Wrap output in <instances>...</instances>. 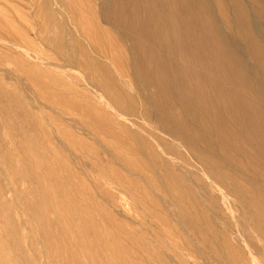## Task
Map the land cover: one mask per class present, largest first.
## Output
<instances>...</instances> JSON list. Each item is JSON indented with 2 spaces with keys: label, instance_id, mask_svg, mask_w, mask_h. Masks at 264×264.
Instances as JSON below:
<instances>
[{
  "label": "rangeland",
  "instance_id": "1",
  "mask_svg": "<svg viewBox=\"0 0 264 264\" xmlns=\"http://www.w3.org/2000/svg\"><path fill=\"white\" fill-rule=\"evenodd\" d=\"M70 1L72 0H0V20L2 16H8L7 20L5 17L2 19L0 28H10L9 31V28H2L8 34L0 30V249H4L3 252L0 250V264H106L107 261L108 264H115L118 254L128 260L129 264H229L228 259L231 257L236 264H245L246 261V264L264 263V250L254 251L264 248L262 223L255 212L257 206L264 211V147L258 139V136L264 138V0H195L194 4L191 2L193 0H86L83 5L80 0H73V3ZM79 8L81 9L78 10ZM81 10L84 12L81 13ZM3 11L7 14L3 15ZM80 18H83L82 21ZM87 18L90 20L87 21ZM89 26L92 27L88 29L91 34L85 30ZM12 33L14 37L10 36ZM104 33L107 36L105 38L102 37ZM81 35L86 42L79 37ZM9 37L14 38L13 41ZM90 37L95 38L94 43L98 41V45H91L93 39ZM15 38H18L17 42L14 41ZM21 38L31 39L32 43ZM26 41L32 46L28 48V43L25 46L23 43ZM123 41L125 44L122 45ZM110 42L117 46L113 47ZM216 44L219 49L221 44L228 46L229 54L222 53ZM32 47H36V50ZM255 47L259 48V54ZM113 48L115 51L117 48L118 56L114 51L110 54ZM123 50L127 51L124 53L126 56L122 55ZM68 53L71 55L68 56ZM113 53L114 56H111ZM105 57L107 60H104ZM110 59L113 62L117 60L116 63L120 65L113 63V66ZM98 61L104 65L103 68L98 65ZM121 66L124 68L120 69ZM125 67H129L130 72ZM117 70H122L118 73L119 76L116 74ZM124 73L129 76L131 74V77L126 75L127 78ZM130 78L133 84L130 83ZM163 79L165 83L161 81ZM185 82L188 83L187 87ZM220 87L229 92L224 100L216 93ZM182 95L205 118L207 115L204 110L201 111V107L215 106L226 129L222 131L227 141L228 150L227 153L224 152L225 155L218 148L215 150L214 135L205 133L197 123L195 125L192 116L182 115V104L179 100ZM237 104H246L252 108L253 116L249 115V119L253 120V124H260H254L256 134L248 132L244 116L235 114L238 123L232 121L230 110ZM93 112L95 115L91 116ZM173 117L181 118L185 123L179 125L172 120ZM128 119H131V123ZM99 124L106 127V130H114L113 133L117 132V135H130L127 144H122L116 135L105 136V129ZM182 134H185L184 138L180 136ZM255 135H258V142ZM140 136L144 139L142 137L143 140H140ZM188 144L193 145L194 149L191 145V148L187 147ZM231 152L235 156L229 155ZM242 158L244 160L240 162ZM234 161L239 163L240 169L233 167ZM205 162L213 164V167L206 166ZM232 178H237L236 182ZM59 183L65 184L70 192L66 193L69 196L67 200H76L81 206H87L93 215L88 223L83 220L81 228L76 226L67 230L69 224L64 220L54 224V221H59L58 215L50 211L48 215L45 214L47 196L55 201L60 198ZM231 210L233 211L230 212ZM201 216L205 218L202 219ZM51 221L53 224L49 225ZM48 229L52 235L47 236ZM96 229L100 232V239L97 236V239L91 237ZM82 237H91L94 245L98 244V249L85 251L78 248L77 246H81L79 243L82 242ZM16 242L18 245H15ZM105 242H109L110 246ZM108 255H113L114 260L110 261ZM261 258L262 262L257 260Z\"/></svg>",
  "mask_w": 264,
  "mask_h": 264
},
{
  "label": "bare ground",
  "instance_id": "2",
  "mask_svg": "<svg viewBox=\"0 0 264 264\" xmlns=\"http://www.w3.org/2000/svg\"><path fill=\"white\" fill-rule=\"evenodd\" d=\"M5 1V0H4ZM7 1V0H6ZM50 1V0H49ZM56 1V0H55ZM69 1V0H68ZM73 1V0H72ZM72 1H70V2H72ZM78 1V0H77ZM82 1V4L81 5H83V3L84 2H86V0L84 1V0H80L79 2H81ZM106 1V0H105ZM163 1V0H162ZM194 1L195 0H193V1H191L192 2V4H194ZM52 2V1H51ZM73 2H75V0L73 1ZM72 2V3H73ZM117 2V1H116ZM234 2V1H233ZM53 3H55V2H53ZM57 3V2H56ZM59 3V2H58ZM240 3V2H239ZM6 4V3H5ZM41 4L42 3H40V6H41ZM50 4V3H49ZM52 4V3H51ZM70 4V3H69ZM92 4V3H91ZM105 4H107V3H105ZM110 4V3H109ZM163 4V3H162ZM191 4V3H190ZM48 5V4H47ZM75 5V4H74ZM76 5H77V3H76ZM80 5V4H79ZM86 4H84V6H85ZM88 5V4H87ZM86 5V6H87ZM235 5V4H234ZM240 5H242V4H240ZM262 5V4H261ZM6 6H7V4H6ZM39 6V7H40ZM64 6V5H63ZM83 6V7H84ZM93 6V5H92ZM164 6V5H163ZM163 6H162V8H163ZM171 6V5H170ZM243 6V5H242ZM70 7V6H69ZM82 7V6H81ZM94 7V6H93ZM147 7V6H146ZM195 7V6H194ZM5 8V7H4ZM60 8H62V7H60ZM77 8V7H76ZM132 8V7H131ZM140 8V7H139ZM165 8V7H164ZM237 8V7H236ZM6 9V8H5ZM11 9V8H10ZM71 9V8H70ZM81 8H79L78 10H80ZM120 9V8H119ZM194 9H196V8H194ZM92 10V9H91ZM100 10V9H99ZM104 10V9H103ZM136 10V9H135ZM151 10V9H150ZM180 10V9H179ZM197 10V9H196ZM195 10V11H196ZM240 10V9H239ZM5 11H8V10H5ZM5 11H3L4 13H2L3 15L4 14H7V13H5ZM11 11V10H10ZM38 11H39V9H38ZM82 11L83 10H81V13H82ZM93 11H96V10H93ZM141 11V10H140ZM144 11V10H143ZM173 11V10H172ZM242 11V10H241ZM0 12H1V9H0ZM18 12V11H17ZM54 12V11H53ZM64 12V11H63ZM84 12V11H83ZM90 12V11H89ZM150 12V11H149ZM160 12H161V10H160ZM159 12V13H160ZM166 12H168V11H166ZM244 12V11H243ZM39 13V12H38ZM86 13V12H85ZM91 13V12H90ZM96 13V12H95ZM163 13H164V11H163ZM174 13H175V11H174ZM238 13V12H237ZM43 14V13H42ZM53 14V13H52ZM67 14V13H66ZM79 14V13H78ZM93 14V13H92ZM96 14H98V13H96ZM138 14V13H137ZM151 14V13H150ZM183 14V13H182ZM188 14V13H187ZM240 14V13H239ZM83 15V14H82ZM121 15V14H120ZM128 14H126V16H127ZM130 15H131V13H130ZM148 15H149V13H148ZM207 15V14H206ZM244 15V14H243ZM1 16V15H0ZM40 16V15H39ZM56 16H57V14H56ZM86 16V15H85ZM88 16V15H87ZM97 16H99V14L97 15ZM103 16V15H102ZM135 16V15H134ZM240 16H241V14H240ZM8 18V16H2L1 18L3 19V18ZM50 17V16H49ZM89 17V16H88ZM100 17V16H99ZM133 17V16H132ZM131 17V18H132ZM142 17V16H141ZM4 18V19H5ZM7 18H6V20H7ZM42 18H43V16H42ZM56 18V17H55ZM66 18H67V16H66ZM68 18H69V16H68ZM77 18H79V17H77ZM83 18H84V16H83ZM82 18V19H83ZM94 18V17H93ZM102 18H104V17H102ZM138 18V17H137ZM164 18H165V16H164ZM172 18V17H171ZM244 18V17H243ZM2 19L0 20V24L2 25V23H1V21H2ZM82 19L80 18V20L82 21ZM85 19V18H84ZM88 19V18H87ZM97 19V18H96ZM160 19V21H161V18H159ZM167 19V18H166ZM177 19H178V17H177ZM208 19V18H207ZM8 20H10V19H8ZM71 20V19H70ZM78 21H79V19H77ZM90 19H88L87 21H89ZM101 20V19H100ZM104 20V19H103ZM114 20V19H113ZM5 21V20H4ZM46 21V20H45ZM86 21V20H85ZM86 21V22H87ZM96 21V20H95ZM102 21V20H101ZM106 21V20H105ZM196 21V20H195ZM211 21V20H210ZM252 21V20H251ZM11 22H13V21H11ZM21 22V21H20ZM42 22H44V21H42ZM103 22V21H102ZM108 22V21H107ZM112 22V21H111ZM167 22V21H166ZM172 22V21H171ZM246 22V21H245ZM59 23V22H58ZM105 23V22H104ZM114 23V22H113ZM138 23V22H137ZM140 23V22H139ZM152 23V22H151ZM176 23V22H175ZM6 24V23H5ZM9 26H10V24H9V22L7 23ZM14 24V22L13 23H11V25H13ZM21 24V23H20ZM73 24H74V21H73ZM81 24H83L82 22H81ZM166 24H169V23H166ZM201 24V23H200ZM203 24V23H202ZM4 25V24H3ZM16 25V24H15ZM22 25V24H21ZM93 25V24H92ZM91 25V26H92ZM98 25V24H97ZM109 25V24H108ZM107 25V26H108ZM141 25V24H140ZM140 25L138 26V27H140ZM244 25V24H243ZM250 25H251V23H250ZM6 26V25H5ZM14 26V25H13ZM46 26V25H45ZM48 26H50V25H48ZM79 26H82V25H79ZM93 26H95V25H93ZM106 26V25H105ZM133 26V25H132ZM198 26V25H197ZM2 27V26H1ZM11 27V26H10ZM42 27H43V24H42ZM83 27V26H82ZM97 27V26H96ZM246 27V26H245ZM2 28H5L4 26L2 27ZM2 28H0V30H2ZM9 27H7V28H5V29H8ZM47 28V27H46ZM89 28H92V27H88V28H85V30L87 29H89ZM98 28H99V26H98ZM113 28H115V27H113ZM118 28V27H117ZM13 29H16L15 27L13 28ZM95 29V27H93V30ZM107 29V28H106ZM106 29H104V30H106ZM122 29V28H121ZM175 29V28H174ZM181 29V28H180ZM217 29V28H216ZM4 30V29H3ZM3 30H2V32H3ZM10 30V28L8 29V31ZM20 30V29H19ZM45 30V29H44ZM47 30V29H46ZM84 30V29H83ZM92 30V31H93ZM108 30V29H107ZM113 30V29H112ZM112 30H111V33H113L112 32ZM250 30V29H249ZM5 31V30H4ZM8 31L6 30L5 31V33H7L8 34ZM12 31H14V30H12ZM17 31V30H16ZM79 31V30H78ZM88 31H90V34H91V30H88ZM87 31V32H88ZM99 31V30H98ZM110 31V30H109ZM133 31V30H132ZM180 31V30H179ZM215 31V30H214ZM237 31H238V28H237ZM46 32V31H45ZM68 32H69V30H68ZM84 32H86V31H84ZM95 32H97V30L95 31ZM99 32H101V31H99ZM104 32V31H103ZM115 32V31H114ZM122 32V31H121ZM134 32V31H133ZM167 32V31H166ZM193 32V31H192ZM18 34H20V32H17ZM21 33H22V31H21ZM47 33V32H46ZM45 33V35H47ZM78 33V32H77ZM120 33V32H119ZM135 33V32H134ZM172 33H174V32H172ZM240 33H241V30H240ZM42 34V33H41ZM72 34V33H71ZM93 34H95V33H93ZM122 34V33H121ZM132 34V33H131ZM181 34V33H180ZM183 34V33H182ZM193 34V33H192ZM13 35V37H14V34L12 33V34H10V36H12ZM17 35V34H16ZM21 36L22 35H24V34H20ZM19 35V36H20ZM66 35V34H65ZM75 35V34H74ZM78 35H80L79 33H78ZM102 35V34H101ZM103 35H105V33L103 34ZM102 35V37H107L106 35L105 36H103ZM124 35V34H123ZM122 35V36H123ZM148 35V34H147ZM214 35V34H213ZM241 35H243V34H241ZM248 35V34H247ZM252 35V34H251ZM18 36V37H19ZM20 36V37H21ZM85 36V35H84ZM90 36H93V35H90ZM115 36V35H114ZM113 36V37H114ZM117 36V35H116ZM120 36V35H119ZM193 36V35H192ZM19 37V38H20ZM23 37H25V35L23 36ZM79 37H82V35L81 36H79ZM94 37H95V35H94ZM138 37V36H137ZM142 37V36H141ZM140 37V38H141ZM161 37V36H160ZM159 37V38H160ZM194 37V36H193ZM242 37H244V36H242ZM252 37V36H251ZM29 38V37H28ZM39 38V37H38ZM65 38H66V36H65ZM77 38V37H76ZM83 38V37H82ZM91 38V37H90ZM118 38V37H117ZM130 38V37H129ZM132 38H133V36H132ZM182 38V37H181ZM208 38V37H207ZM211 38H212V36H211ZM9 39H11V41H13V39L12 38H10L9 37ZM8 39V40H9ZM18 39V38H17ZM16 38H15V42H17L18 40H17ZM22 40H25V39H27V38H25V39H23V38H21ZM20 39V40H21ZM52 39V38H51ZM55 39V38H54ZM69 39H70V36H69ZM93 38H91V40H92ZM95 39V38H94ZM94 39H93V43H94ZM101 38H99V40H100ZM108 39V38H107ZM111 39H113L112 37H111ZM111 39H108L109 41H111ZM118 39H120V38H118ZM118 39H116V40H118ZM124 38H122V40H123ZM213 39V38H212ZM7 40V39H6ZM31 40V39H30ZM29 39H27V41H29L30 43H32V41H30ZM39 40H40V38H39ZM82 40H84L85 42H86V40H85V37L82 39ZM107 40V41H108ZM115 40V39H114ZM152 40V39H151ZM153 40H155V39H153ZM159 40V39H158ZM158 40H156V41H158ZM26 41V43H23V44H25V46L27 45V43H28V48H29V46H32L29 42H27ZM42 41V40H41ZM57 41V40H56ZM63 41H64V39H63ZM90 41V40H89ZM95 41H97V40H95ZM102 43H103V40H100ZM108 41V42H109ZM113 41V40H112ZM209 41V40H208ZM207 41V42H208ZM212 41V40H211ZM259 41V40H258ZM257 41V42H258ZM23 42V41H22ZM40 42V41H39ZM43 42V41H42ZM46 42H47V39H46ZM120 42V41H119ZM131 42V41H130ZM195 42V41H194ZM215 42V41H214ZM19 43H20V41H19ZM87 43H88V41H87ZM91 44V45H95L96 46V44L98 43V41H97V43L95 42L94 44ZM102 43H101V45H102ZM123 43H124V41L121 43L122 45H123ZM142 43V42H141ZM158 43H159V41H158ZM158 43H157V45H158ZM217 43V42H216ZM254 43H256V41L254 42ZM260 43V42H259ZM12 44V43H11ZM18 44V43H17ZM21 44V43H20ZM30 44V45H29ZM60 44V43H59ZM70 44V43H69ZM89 44V43H88ZM100 44V43H99ZM107 45H109L108 43H106ZM110 44H111V42H110ZM125 44V43H124ZM188 44V43H187ZM212 44H214V43H212ZM98 45V44H97ZM111 45H113V47L114 46H117V45H115V44H111ZM111 45H109L110 46V48L112 47ZM120 45V44H119ZM128 45V44H127ZM140 45V44H139ZM190 45V44H189ZM197 45V44H196ZM217 45V44H216ZM254 45H256V44H254ZM258 45H260V44H258ZM20 46V45H19ZM100 46V45H99ZM99 46H97L98 48H99ZM109 46H108V48H109ZM163 46V45H162ZM179 46V45H178ZM184 46V45H183ZM247 46V45H246ZM264 46V45H263ZM262 46V47H263ZM101 47V46H100ZM102 47H104V46H102ZM101 47V48H102ZM105 47H106V45H105ZM122 47V46H121ZM126 47V46H125ZM129 46H127V48H128ZM155 47V46H154ZM32 48H35V50H36V47H32ZM77 48V47H76ZM80 48V47H79ZM90 48V47H89ZM94 48V47H93ZM107 48V47H106ZM160 48V47H159ZM181 48V47H180ZM201 48V47H200ZM217 48L219 49V47H218V45H217ZM257 48L258 47H255V49H256V51H257ZM25 49V48H24ZM31 49V48H30ZM69 49V48H68ZM83 49V48H82ZM97 49V48H96ZM95 49V50H96ZM114 50H112L111 49V53L110 54H112V52L114 51V52H116L117 51V48H116V51H115V48H113ZM122 49V48H121ZM259 49V48H258ZM86 50V49H85ZM90 50V49H89ZM100 50V49H99ZM103 50V49H102ZM119 50V49H118ZM150 50V49H149ZM187 50H189V49H187ZM219 50H221L222 51V53H224V54H229V47L228 46H223L222 44L220 45V49ZM261 50H263V49H261ZM64 51V50H63ZM69 51V50H68ZM124 51V52H123ZM122 52H123V54L122 55H125L124 53L125 52H127V51H125V50H123ZM139 51V50H138ZM165 51H166V48H165ZM164 51V52H165ZM169 51V50H168ZM172 51H173V49H172ZM175 51H176V49H175ZM32 52V51H31ZM73 52V51H72ZM83 52V51H82ZM91 52V51H90ZM102 52V51H101ZM100 52V53H101ZM105 52V51H104ZM103 52V53H104ZM121 52V53H122ZM167 52V51H166ZM165 52V53H166ZM170 52V51H169ZM33 53V52H32ZM76 53V52H75ZM102 53V54H103ZM106 53V52H105ZM118 52H116V54H117ZM129 53V52H128ZM162 53V52H161ZM164 53V54H165ZM186 53V52H185ZM199 53H201V52H199ZM221 53V52H220ZM254 53H256V52H254ZM257 53L259 54V51H257ZM29 54V53H28ZM66 54H67V52H66ZM95 54V53H94ZM154 54V53H153ZM253 54V53H252ZM30 56H31V54H29ZM61 55V54H60ZM71 55V54H70ZM69 55V53H68V56H70ZM104 55V54H103ZM103 55H101V56H103ZM106 55V54H105ZM254 55H256V54H254ZM253 55V56H254ZM262 55V54H261ZM111 56H114V53H113V55H111ZM117 56H118V54H117ZM120 56V58H121V54L119 55ZM126 56V55H125ZM129 56V55H128ZM131 56V55H130ZM149 56V55H148ZM151 56V55H150ZM155 56V55H154ZM162 56V55H161ZM160 56V57H161ZM170 56H173L174 57V55H171L170 54ZM183 56V55H182ZM192 56V55H191ZM236 56V55H235ZM258 56V55H257ZM264 56V55H263ZM86 57H87V55H86ZM96 57H98V56H96ZM100 57V56H99ZM116 57V56H115ZM115 57H114V59H115ZM210 57V56H209ZM229 57V56H228ZM233 57H234V55H233ZM77 58V57H76ZM106 58V57H105ZM108 58H109V55H108ZM111 59L113 58V57H110ZM127 59H128V57H126ZM131 58V57H130ZM165 58V57H164ZM229 58H231V56L229 57ZM238 58V57H237ZM236 58V59H237ZM66 59H68V57L66 58ZM69 59H70V57H69ZM98 59V58H97ZM104 59V58H103ZM110 59V60H111ZM122 59H123V57H122ZM146 59H148V58H146ZM208 59V58H207ZM240 59V58H239ZM262 59V58H261ZM38 60V59H37ZM90 60V59H89ZM102 60V59H101ZM104 60H107V58L106 59H104ZM119 60V59H118ZM128 60H131V59H128ZM127 60V61H128ZM150 60V59H149ZM153 60V59H152ZM157 60H158V58H157ZM190 60V59H189ZM193 60V59H192ZM233 60H235L234 58H233ZM238 60V59H237ZM237 60H235V61H237ZM255 60V59H254ZM263 60H264V58H263ZM32 62H35V63H38V62H36V61H33V60H31ZM63 61H64V59H63ZM81 61V60H80ZM108 61H109V59H108ZM112 61V64L113 63H115L116 65L118 64V65H120V63H116L117 62V60H114V61H116V62H113V60H111ZM123 61H125V59H123ZM83 62V61H82ZM118 62H121V60H119ZM126 62V61H125ZM150 62L151 61H149V64H150ZM228 62V61H227ZM240 62V61H239ZM241 62H242V60H241ZM259 62V61H258ZM40 63V62H39ZM84 63V62H83ZM162 63H163V60H162ZM193 63H194V61H193ZM217 63V62H216ZM215 63V64H216ZM70 64V63H69ZM81 64V63H80ZM128 64H129V62H128ZM145 64V63H144ZM164 64V63H163ZM179 64H180V60H179ZM185 64V63H184ZM202 64V63H201ZM240 64V63H239ZM98 65H100V67L101 68H103L104 67V65L103 64H101L99 61H98ZM122 65H124V64H122ZM125 65H126V63H125ZM124 65V66H125ZM194 65H196V64H194ZM193 65V66H194ZM198 65V64H197ZM220 65V64H219ZM218 64H217V66H219ZM222 65V64H221ZM228 65V64H227ZM233 65V64H232ZM257 65V64H256ZM259 65V64H258ZM257 65V66H258ZM78 67H79V65H77ZM94 66V65H93ZM113 66H115L114 64H113ZM124 66H121V68L120 69H122V68H124ZM129 66V65H128ZM151 66V65H150ZM153 66H154V64H153ZM172 66V65H171ZM181 66V65H180ZM188 66H190V64L188 65ZM192 66V67H193ZM214 66V65H213ZM223 67H224V65H222ZM243 66V65H242ZM262 67H263V65H261ZM87 67V66H86ZM85 67V68H86ZM130 67V66H129ZM128 67V68H129ZM154 67H156V66H154ZM185 67V66H184ZM195 67V66H194ZM199 67V66H198ZM202 67V66H201ZM260 67V66H259ZM72 68H74V67H72ZM80 68V67H79ZM78 68V69H79ZM95 68V67H94ZM118 68V67H117ZM125 68H127V67H125ZM127 68V69H128ZM145 68V67H144ZM143 68V69H144ZM215 68V67H214ZM242 68H244V67H242ZM71 69V68H70ZM75 69V68H74ZM115 69V68H114ZM119 69V68H118ZM131 69V68H130ZM132 69H133V67H132ZM148 69V68H147ZM171 69V68H170ZM202 69H203V67H202ZM241 69V68H240ZM263 69H264V67H263ZM80 70V69H79ZM86 70V69H85ZM116 70V69H115ZM129 70V69H128ZM155 70V69H154ZM199 70V69H198ZM221 70V69H220ZM222 70H223V68H222ZM242 70V69H241ZM59 71V70H58ZM76 71V70H75ZM103 71V70H102ZM102 71H100V72H102ZM120 71H122V70H119V72ZM132 71V70H131ZM134 71V70H133ZM162 71V70H161ZM170 71V70H169ZM185 71V70H184ZM261 71V70H260ZM64 72V71H63ZM78 72V71H77ZM84 72V71H83ZM118 70H117V75H118ZM129 72H130V70H129ZM216 72V71H215ZM220 73L222 72V71H219ZM223 72H225V71H223ZM234 72H235V70H234ZM263 72V71H262ZM28 73V72H27ZM93 73V72H92ZM121 73V72H120ZM154 73V72H153ZM164 73V75H165V72H163ZM175 73V72H174ZM227 73V72H226ZM83 74V73H82ZM86 74V73H85ZM84 74V75H85ZM101 74V73H100ZM108 74H109V72H108ZM123 74V73H122ZM127 74H128V71H127ZM126 73H124V75L126 76L127 75ZM194 74V73H193ZM222 74V73H221ZM241 74V73H240ZM243 74V73H242ZM241 74V75H242ZM261 74H263V73H261ZM66 75V74H65ZM90 75V74H89ZM94 75V74H93ZM117 75H116V77H117ZM198 75V74H197ZM224 75V74H223ZM68 76V75H67ZM86 76V75H85ZM101 76V75H100ZM111 75L109 74V77H110ZM119 76V75H118ZM125 76H123V77H125ZM127 76H129V75H127ZM126 76V77H127ZM133 76V75H132ZM137 76V75H136ZM151 76V75H150ZM149 76V77H150ZM188 76V75H187ZM192 76V75H191ZM201 76V75H200ZM199 76V77H200ZM89 77V76H88ZM129 77H131V74H130V76ZM158 77H159V75H158ZM177 77H180V76H177ZM182 77V76H181ZM250 77V76H249ZM255 77V76H254ZM33 78V77H32ZM70 78V77H69ZM94 78V77H93ZM98 78V77H97ZM118 78V77H117ZM128 78V77H127ZM163 78V77H162ZM165 78V77H164ZM171 78V77H170ZM183 78H184V76H183ZM226 78V77H225ZM256 78V77H255ZM30 79V78H29ZM104 79V78H103ZM167 79V78H166ZM180 79V78H179ZM201 79V78H200ZM250 79V78H249ZM115 80H116V78H115ZM130 80H132L131 78L129 79V81ZM184 80H186L185 78H184ZM244 80V79H243ZM35 81V80H34ZM38 81V80H37ZM92 81V80H91ZM93 81H95V80H93ZM100 81V80H99ZM119 81H120V79H119ZM127 82H128V79L126 80ZM163 83H165V79H163V80H161ZM180 81H182V80H180ZM200 81V80H199ZM220 81H222V79L220 80ZM253 81H254V79H253ZM259 81V80H258ZM257 81V82H258ZM42 82V81H41ZM84 82H86L87 83V81L85 80V78H84ZM102 82V81H101ZM125 82V81H124ZM158 82V81H157ZM175 82H177V81H175ZM210 82V81H209ZM32 83V82H31ZM59 83V82H58ZM96 83V82H95ZM103 83V82H102ZM119 82H117V85H119L118 84ZM121 83V82H120ZM126 83V82H125ZM130 83H132L131 81H130ZM183 83V82H182ZM181 83V84H182ZM186 83V82H185ZM92 84V83H91ZM94 84V83H93ZM110 84V83H109ZM108 84V85H109ZM127 84H129V82L127 83ZM133 84V83H132ZM187 84L188 83H186V87H187ZM44 85H46V84H44ZM87 85H88V83H87ZM131 85V84H130ZM135 85V84H134ZM147 85V84H146ZM166 85H168V84H166ZM172 84L170 83V86H171ZM176 85V84H175ZM184 85V84H183ZM210 85V84H209ZM89 86H90V84H89ZM97 86H98V84H97ZM129 86V85H128ZM127 86V87H128ZM164 86V85H163ZM181 86V85H180ZM256 86V85H255ZM29 87V86H28ZM47 87H49L48 86V84H47ZM51 87V86H50ZM63 87V86H62ZM70 87V86H69ZM74 87V86H73ZM92 87V86H91ZM91 87H90V89H91ZM143 87H144V85H143ZM168 87H169V85H168ZM167 87V88H168ZM172 87H173V85H172ZM208 87V86H207ZM229 87V86H228ZM64 88V87H63ZM75 88V87H74ZM100 88V87H99ZM103 88V87H102ZM131 88H132V86H131ZM135 89H136V87H134ZM147 88V87H146ZM171 88V87H170ZM248 87H246V89H247ZM255 88V87H254ZM53 89V88H52ZM94 89H96V87L94 88ZM101 89V88H100ZM172 89V88H171ZM171 89H169V91L171 90ZM244 89V88H243ZM260 89H261V87H260ZM31 90V89H30ZM92 90H93V88H92ZM98 90V89H97ZM111 90V89H110ZM134 90V89H133ZM185 90V89H184ZM189 90V89H188ZM56 91V90H55ZM144 91H146V90H144ZM168 91V90H167ZM168 91V92H169ZM194 91V90H193ZM248 91V90H247ZM96 92V91H95ZM162 92V91H161ZM173 92H174V90H173ZM172 92V93H173ZM216 92V91H215ZM239 92V91H238ZM54 93V92H53ZM175 93V92H174ZM209 93V92H208ZM217 94H218V96H220V99L221 100H224L226 97H228L229 96V92L228 91H225V90H222V88L220 87L219 88V91H217L216 92ZM241 93V92H240ZM60 94V93H59ZM62 94V93H61ZM160 94H162V93H160ZM164 94V93H163ZM200 94V93H199ZM246 94V93H245ZM44 95V94H43ZM56 95V94H55ZM101 95V94H100ZM150 95V94H149ZM202 95V94H201ZM209 95V94H208ZM211 95V94H210ZM256 95V94H255ZM46 96V95H45ZM99 96V95H98ZM162 96V95H161ZM176 96V95H175ZM253 96V95H252ZM258 96V95H257ZM256 96V97H257ZM39 97V96H38ZM48 97V96H47ZM59 97V96H58ZM63 97H64V95H63ZM71 97V96H70ZM102 97H103V95H102ZM135 97V96H134ZM139 97V96H138ZM150 97V96H149ZM247 97V96H246ZM254 97V96H253ZM49 98V97H48ZM65 98V97H64ZM78 98V97H77ZM101 98V97H100ZM105 98V97H104ZM162 98V97H161ZM80 99V98H79ZM164 99V98H163ZM172 99V98H171ZM175 99H176V97H175ZM200 99V98H199ZM218 99V98H217ZM255 98H253V100H254ZM259 99H261V98H259ZM54 100V99H53ZM59 100V102H60V99H58ZM67 100H68V98H67ZM177 100V99H176ZM179 100H180V103L182 104L181 106H182V115H185V114H187V115H190V116H192L193 117V119H194V121H195V125H196V123L199 125V126H201L202 128H203V130L205 131V133H207V134H209V135H214V138H215V150H216V148H218L219 149V151L220 152H223L222 154H224L225 155V153L224 152H226L227 153V151L226 150H228L227 149V145H226V143H227V141H226V139L224 138V136L222 135V131L224 130V131H226V129H225V127H224V124H223V120H222V117H221V115L216 111V109H215V106L214 107H212V106H205V107H201V111L202 110H204V112L206 113V115H207V117L205 118V117H203L201 114H200V112L199 111H197V109H194L193 107H191V104H190V102H189V100L187 99V97H184V95H182L181 96V98H179ZM220 100V101H221ZM55 101V100H54ZM64 101V100H63ZM70 101V100H69ZM73 102H74V100H72ZM157 101V100H156ZM168 101H170V100H168ZM171 101H173V100H171ZM178 101V100H177ZM214 101V100H213ZM259 101V100H258ZM262 101V100H261ZM86 102V101H85ZM105 102V101H104ZM107 103H108V101H106ZM149 102H152V101H149ZM179 102V101H178ZM226 102V101H225ZM225 102H223V103H225ZM260 102V101H259ZM263 102V101H262ZM66 103H68V102H66ZM76 103V102H75ZM81 103V102H80ZM107 103H106V105H107ZM112 103H113V101H112ZM157 103V102H156ZM171 103V102H170ZM207 103V102H206ZM61 104H63V103H61ZM70 104V103H69ZM74 104V103H73ZM77 104V103H76ZM84 104V103H83ZM110 104V103H109ZM108 104V105H109ZM167 104V103H166ZM209 104H210V102H209ZM227 104V103H226ZM263 104V103H262ZM72 105V104H71ZM85 105V104H84ZM92 105H94V103L92 104ZM122 105V104H121ZM153 105V104H152ZM158 105V104H157ZM173 105V104H172ZM202 105V104H201ZM231 105H233L232 104V102H231ZM67 106V105H66ZM70 106V105H69ZM75 106V105H74ZM77 106V105H76ZM81 106H82V104H81ZM103 106V105H102ZM111 106V105H110ZM178 106V105H177ZM225 106V105H224ZM71 107H73V106H71ZM96 107V106H95ZM108 107V106H107ZM113 107V106H112ZM174 107V106H173ZM179 107V106H178ZM76 108V107H75ZM74 108V109H75ZM88 108V107H87ZM108 108H110V107H108ZM154 108V107H153ZM167 108V107H166ZM231 108V107H230ZM78 109V108H77ZM84 109H86L85 107H84ZM101 109V108H100ZM106 109V108H105ZM112 109V108H111ZM114 109H115V107H114ZM114 109H113V111H114ZM142 109V108H141ZM148 109V108H147ZM162 109V108H161ZM164 109V108H163ZM87 110V109H86ZM106 110H108V109H106ZM251 110H252V108L250 109V107L248 106V105H246V104H237V106L236 107H233L232 106V108H231V110H230V113H231V115H232V121L234 120L235 122H237L238 123V119H237V117H236V115L235 114H240V115H242V116H244V118H245V123H246V128H247V130H248V132H250V133H252V134H256V126L254 125V124H257V123H254L253 124V120L252 119H249V115L251 116L252 115V113H251ZM76 111V110H75ZM81 111H83L82 109H81ZM98 111H100V110H98ZM109 111V110H108ZM229 111V110H228ZM86 112V111H85ZM92 112V111H91ZM97 112V111H96ZM95 112V113H96ZM142 112V111H141ZM152 112H154L153 111V109H152ZM105 113V112H104ZM81 114V113H80ZM88 114H89V110H88ZM91 114V113H90ZM90 114H89V118H91L90 117ZM102 114V113H101ZM254 114V113H253ZM257 114V113H256ZM93 115H95L94 114V112H93V114L91 115V116H93ZM262 115V114H261ZM264 115V114H263ZM87 117H88V115H86ZM121 116H123L124 117V115H121ZM121 116H120V118H121ZM169 116H170V114H169ZM189 116V117H190ZM205 116V115H204ZM253 116V115H252ZM255 116V115H254ZM116 117H118V116H116ZM143 117V116H142ZM94 118V117H93ZM112 118V117H111ZM127 118H130V117H127ZM137 118V117H136ZM145 118V117H144ZM186 118H187V116H186ZM257 118V117H256ZM255 118V119H256ZM88 119V118H87ZM96 119H98V118H96ZM95 119V120H96ZM125 119H126V116H125ZM138 119V118H137ZM153 119V118H152ZM190 119H192V118H190ZM89 120V119H88ZM121 120V119H120ZM124 120V119H123ZM129 120V119H128ZM149 120V119H148ZM154 120V119H153ZM172 120L173 121H175L176 123H178L179 125H183L184 123H185V121L183 120V119H181V118H178V117H173L172 118ZM92 121V120H91ZM101 121H105V120H102L101 119ZM116 121V120H115ZM130 121V123H131V119L129 120ZM138 121H144V120H138ZM186 121H187V119H186ZM228 121V120H227ZM231 121V122H232ZM256 121V120H255ZM107 122V121H106ZM145 122V121H144ZM240 122V121H239ZM256 122H258V121H256ZM86 123V122H85ZM108 123V122H107ZM124 123V122H123ZM129 123V124H130ZM146 123V122H145ZM174 123V122H173ZM88 124V123H87ZM132 124H133V122H132ZM132 124H130L131 126H132ZM161 124V123H160ZM240 124H241V122H240ZM98 125V124H97ZM100 125V124H99ZM107 125V124H106ZM148 125L151 127V125H150V123H148ZM197 125V126H198ZM258 125V124H257ZM94 126H96V125H94ZM101 126V125H100ZM147 127V128H149L150 129V127ZM152 126H154V125H152ZM158 126H159V124H158ZM173 126V125H172ZM175 126V125H174ZM258 126H260V124L258 125ZM91 127V126H90ZM98 128H99V126H97ZM101 127H103V126H101ZM114 127V126H113ZM133 127V126H132ZM134 127H136V126H134ZM236 127V126H235ZM262 127H263V125H262ZM104 128V127H103ZM106 128V127H105ZM104 128V129H105ZM137 128H138V126H137ZM160 128V127H159ZM178 128V127H177ZM234 128V127H233ZM238 128H240V126L238 127ZM60 129V128H59ZM125 129V128H124ZM141 129V128H140ZM162 129V128H161ZM198 129V128H197ZM200 129V128H199ZM259 129V128H258ZM264 129V128H263ZM61 130V129H60ZM103 130V129H102ZM111 130V129H110ZM110 130H104V133L103 134H105V136L107 135V134H111V135H116V138L118 137L119 139H120V141H121V143L122 144H124V145H126L127 144V140H128V138L130 137V135H128V136H122L121 134L120 135H117L116 133H113V132H115L114 130H112V132L110 131ZM153 130V129H152ZM155 130V129H154ZM230 130V129H229ZM234 131H235V129H233ZM243 130H244V128H243ZM243 130H241L242 132H243ZM164 131V130H163ZM170 131V130H169ZM185 131V130H184ZM261 131H263L262 129H261ZM140 132H143V131H140ZM150 132V131H149ZM171 132V131H170ZM173 132V131H172ZM171 132V133H172ZM238 132V131H237ZM264 132V131H263ZM101 133V132H100ZM146 133V132H145ZM143 134V135H146V134ZM160 133V132H159ZM158 133V134H159ZM164 133V132H163ZM163 133H161V135L163 134ZM170 133V134H171ZM236 133V132H235ZM165 134H166V131H165ZM165 134H163V135H165ZM174 134V133H173ZM176 134V133H175ZM183 135H185V134H182V135H180V136H182V138H184L183 137ZM187 135V134H186ZM208 135V136H209ZM104 136V137H105ZM149 135H147V137H148ZM167 136V135H166ZM165 136V137H166ZM251 136V135H250ZM257 136L258 135H255V139H256V141L258 142V139H259V142H260V145L262 146V147H264V138H262L261 136H258V139H257ZM143 137V136H142ZM142 137L140 136V140L142 139ZM174 136H172V138H173ZM179 136H177V138H178ZM192 136H189V138H191ZM102 138V137H101ZM112 138V137H111ZM150 138V137H149ZM148 138V139H149ZM153 138V137H152ZM169 138V137H168ZM208 138V137H207ZM240 138V137H239ZM244 138H246V137H244ZM143 139H144V137H143ZM142 139V140H143ZM180 139V138H179ZM187 139V138H186ZM195 139V138H194ZM204 138H199V140H203ZM211 139V138H210ZM241 139V138H240ZM150 140V139H149ZM170 140H172L173 141V139H170ZM177 140V139H176ZM181 140V139H180ZM196 140V139H195ZM235 140H237V139H235ZM252 140H253V138H252ZM251 140V141H252ZM115 141V140H114ZM157 141V140H156ZM155 141V142H156ZM182 141V140H181ZM191 140H189V142H190ZM197 141V140H196ZM214 141V140H213ZM245 141V140H244ZM247 141V140H246ZM144 142L146 143V141L144 140ZM154 142V141H153ZM179 142V141H178ZM185 142V141H184ZM187 142V141H186ZM204 142V141H203ZM256 142V143H257ZM118 143V142H117ZM175 143H177V142H175ZM191 143H193L194 144V142H191ZM231 143V142H230ZM156 144H158V143H156ZM155 144V145H156ZM174 144V143H173ZM182 144V143H181ZM180 144V145H181ZM258 144V143H257ZM256 144V145H257ZM175 146H176V144H174ZM189 145V144H188ZM191 145V144H190ZM190 145L189 146H187V147H190ZM199 145H200V143H199ZM191 146H193V145H191ZM194 146H195V144H194ZM194 146H193V149H194ZM206 146V145H205ZM204 146V147H205ZM202 147V146H201ZM243 147V146H242ZM254 147V146H253ZM257 147V146H256ZM115 148V147H114ZM131 148V147H130ZM157 148V147H156ZM159 148H160V144H159ZM185 148H186V146H185ZM191 148V147H190ZM198 148V147H197ZM208 148V147H207ZM259 148V147H258ZM102 149V148H101ZM161 149V151H163L162 149L163 148H160ZM178 150H180L179 148H177ZM183 149H184V147H183ZM187 149V148H186ZM196 149V148H195ZM260 149V148H259ZM131 150H133V149H131ZM191 150V149H190ZM189 150V151H190ZM237 150V149H236ZM136 151V150H135ZM134 151V152H135ZM149 151V150H148ZM172 151V150H171ZM188 150H186V152H187ZM192 151V150H191ZM190 151V152H191ZM194 151H196V150H194ZM199 152L201 151V150H198ZM198 151H197V153H198ZM203 151V150H202ZM201 151V152H202ZM213 151V150H212ZM218 151V150H217ZM252 151V150H251ZM254 151V150H253ZM263 151V150H262ZM234 152V151H233ZM138 153V152H137ZM165 153V152H164ZM168 153V152H167ZM256 153H258V152H256ZM160 154V153H159ZM162 154V153H161ZM166 154V153H165ZM189 154V153H188ZM192 154V153H191ZM196 154V153H195ZM194 154V155H195ZM217 154V153H216ZM221 154V153H220ZM230 154H234V156H235V153H229V155ZM208 155V154H207ZM246 155V154H245ZM167 156V155H166ZM165 156V157H166ZM169 156V155H168ZM167 156V157H168ZM191 156L192 155H189V157L191 158ZM203 156H205V155H203ZM228 156V155H227ZM254 156V155H253ZM131 157V156H130ZM142 157H143V155H142ZM177 157V156H176ZM193 157V156H192ZM196 157V156H195ZM217 157H219V156H217ZM233 157V156H232ZM255 157V156H254ZM144 158V157H143ZM170 158H171V155H170ZM172 158H175V157H172ZM194 158V157H193ZM192 158V159H193ZM201 158H203V157H201ZM229 158V157H228ZM238 158V157H237ZM97 159V158H96ZM168 159V158H167ZM181 159V158H180ZM196 159L198 160V158L196 157ZM226 159V158H225ZM240 159V158H239ZM252 159H255V158H253L252 157ZM259 159V158H258ZM150 160V159H149ZM174 160V159H173ZM215 160V159H214ZM242 160H244L243 158L240 160V162L242 161ZM259 160H261V159H259ZM258 160V161H259ZM99 161V160H98ZM176 161V160H175ZM180 161V160H179ZM200 161V160H199ZM220 161H222V160H220ZM226 161H227V159H226ZM231 161H233V160H231ZM263 161V160H262ZM117 162V161H116ZM173 162V161H172ZM184 162V161H183ZM187 162V161H186ZM197 162V161H196ZM249 162H250V160H249ZM256 162V161H255ZM264 162V161H263ZM262 162V163H263ZM96 163V162H95ZM125 163V162H124ZM181 163V162H180ZM185 163V162H184ZM190 163V162H189ZM243 163H245V162H243ZM252 163V162H251ZM259 163V162H258ZM175 164V163H174ZM195 164V163H194ZM91 165V164H90ZM146 165V164H145ZM186 165V164H185ZM204 165V164H203ZM205 165L206 166H208V167H213V164H211L210 163V165H209V162H205ZM232 165H233V167L237 170V169H240L241 167H240V165H239V163L237 162V161H234L233 163H232ZM259 165H261L260 163H259ZM179 166V165H178ZM200 166H202V164L200 165ZM227 166V165H226ZM242 166V165H241ZM250 166V165H249ZM124 167V166H123ZM129 167V166H128ZM228 167H230V166H228ZM232 167V166H231ZM240 167V168H239ZM243 167V166H242ZM256 167V166H255ZM262 167H264L263 165H262ZM150 168V167H149ZM163 168V167H162ZM189 169H190V166L188 167ZM245 168H247V167H245ZM159 169V168H158ZM161 169V168H160ZM202 169V168H201ZM232 169V168H231ZM252 169V168H251ZM258 169V168H257ZM94 170V169H93ZM106 170V169H105ZM194 170V169H193ZM214 169L212 168V171H213ZM245 170H247V169H245ZM259 170V169H258ZM110 171V170H109ZM175 171V170H174ZM197 171H198V169H197ZM200 171V170H199ZM204 171V170H203ZM235 171V170H234ZM262 171V170H261ZM99 172V171H98ZM144 172V171H143ZM142 172V173H143ZM240 172V171H239ZM106 173V172H105ZM127 173V172H126ZM201 173V172H200ZM247 173V172H246ZM262 173V172H261ZM101 174V173H100ZM104 174V173H103ZM185 174V173H184ZM202 174V173H201ZM206 174V173H205ZM249 175V177H250V174H248ZM189 176V175H188ZM206 176V175H205ZM104 177H107L106 175L104 176ZM103 177V178H104ZM177 177V176H176ZM208 177H209V174H208ZM252 177H254V176H251V178ZM258 177L260 178V176L258 175ZM264 177V176H263ZM224 178V177H223ZM259 178H257V179H259ZM106 179V178H105ZM127 179V178H126ZM209 179H211L210 177H209ZM216 179V178H215ZM218 179V178H217ZM249 179V178H248ZM255 179V178H254ZM253 179V180H254ZM261 179V178H260ZM207 180V179H206ZM213 180V179H212ZM236 180H237V178H232V181L233 182H236ZM251 180V179H250ZM190 181H191V179H190ZM208 181V180H207ZM215 182V181H214ZM213 182V184H215ZM258 182V181H257ZM256 182V183H257ZM69 183V182H68ZM163 183H165V182H163ZM166 183H168V182H166ZM192 183V182H191ZM260 183V182H259ZM113 184V183H112ZM119 184V183H118ZM210 184V183H209ZM248 184V183H247ZM261 184V183H260ZM79 185V184H78ZM90 185V184H89ZM111 185V184H110ZM183 185V184H182ZM242 185V184H241ZM58 191H59V196H60V198L58 199V200H53L52 198H50L49 197V195L47 196V202H46V207H45V210L47 211L45 214L46 215H48V212L50 211V212H53V213H55L56 215H58V220L59 221H54V224H59L60 223V220L62 221V220H64V222L66 223V224H69V226L67 227L68 229L67 230H71L72 228H74V227H79V228H81V224H82V222H83V220H84V222L85 223H88L87 221H90V219L93 217V215L91 214V212H90V209L87 207V206H81L78 202H76V200H67L66 198H68L69 196H67L66 195V193L69 191L68 190V188H67V186H65V184H62V183H59L58 184ZM213 186V185H212ZM216 186H217V184H216ZM215 186V187H216ZM113 187V186H112ZM180 187V186H179ZM219 187V186H218ZM221 187V186H220ZM248 187H250V186H248ZM261 187V186H260ZM197 188V187H196ZM210 188H211V186H210ZM246 188V187H245ZM122 189V188H121ZM192 189V188H191ZM75 190V189H74ZM190 190V189H189ZM212 190H213V188H212ZM220 190V189H219ZM94 191V190H93ZM214 191H216V190H214ZM222 192V191H221ZM69 194H70V192H68ZM193 193V192H192ZM218 193V192H217ZM125 194V193H124ZM222 194V193H221ZM226 194V193H225ZM261 194V193H260ZM184 195V194H183ZM204 195V194H203ZM210 195L211 194H209V197H210ZM214 196H215V194H213ZM223 195V194H222ZM221 195V196H222ZM208 196V195H207ZM205 197V196H204ZM227 197V196H226ZM234 197V196H233ZM238 197H239V195H238ZM201 198V197H200ZM208 198V197H207ZM220 198V197H219ZM229 198V197H228ZM181 199H184V198H182L181 197ZM215 199V198H214ZM218 199V198H217ZM217 199H216V201H217ZM232 199V198H231ZM236 199V198H235ZM177 200V199H176ZM219 200V199H218ZM221 200H222V198H221ZM207 201H209V199H207ZM213 201V200H212ZM215 201V200H214ZM213 201V202H214ZM242 201V200H241ZM261 201H262V199H261ZM196 202V201H195ZM210 202V201H209ZM226 202V201H225ZM202 203V202H201ZM215 203V202H214ZM221 203V205H223L222 204V202H220ZM219 203V204H220ZM228 203H229V201H228ZM247 203V202H246ZM254 203V202H253ZM9 204V203H8ZM7 204V205H8ZM197 204V203H196ZM206 204V203H205ZM204 204V205H205ZM216 204H218L217 202H216ZM11 205H12V203H11ZM203 204H202V206H204ZM208 205V204H207ZM214 205V204H213ZM221 205H218L219 207H221ZM230 205V204H229ZM232 205V204H231ZM242 205H244V204H242ZM9 206V205H8ZM13 206V205H12ZM45 206V205H44ZM215 206V205H214ZM217 206V207H218ZM224 206H226V205H224ZM228 206V205H227ZM261 206V205H260ZM93 207V206H92ZM198 207V206H197ZM208 207V206H207ZM216 207V208H217ZM10 208V207H9ZM8 208V209H9ZM44 208V207H43ZM222 208H224V207H222ZM227 208V207H226ZM225 208V209H226ZM230 208H232V207H230ZM209 209V208H208ZM227 209H229V207L227 208ZM233 209V208H232ZM243 209V208H242ZM12 210V209H11ZM198 210V209H197ZM200 210V209H199ZM211 210V209H210ZM233 210H231L230 212H232ZM240 211V210H239ZM244 211V210H243ZM42 212V211H41ZM213 213H218V212H214V211H212ZM229 212V213H230ZM256 214H257V216H258V219H259V221L262 223V229H263V233H264V211L259 207V206H257V208H256ZM98 213V212H97ZM196 213V212H195ZM236 213V212H235ZM240 213V212H239ZM193 214V213H192ZM221 214V213H220ZM199 215V213L197 214V216ZM200 215H202L203 216V214L201 213ZM214 215V214H213ZM235 215V214H234ZM196 216V217H197ZM201 216V217H202ZM207 216V215H206ZM211 216V215H210ZM231 216H232V218H233V215L231 214ZM235 217V216H234ZM248 217V216H247ZM101 218H102V216H101ZM205 218V217H204ZM203 217H202V219H204ZM207 218V217H206ZM214 218V217H213ZM212 218V219H213ZM96 219V218H95ZM199 219V218H198ZM209 219V218H208ZM250 219H251V217H250ZM201 220V219H200ZM215 220V219H214ZM214 220H213V222H214ZM225 220V219H224ZM234 220V219H233ZM245 220V219H244ZM247 220V219H246ZM15 221V220H14ZM13 221V222H14ZM45 221V220H44ZM221 221H223V220H221ZM229 221V220H228ZM227 221V222H228ZM4 222H6V220L4 221ZM9 222V221H8ZM36 222V221H35ZM237 222V221H236ZM51 224H53L52 223V221L49 223V225H51ZM207 224V223H206ZM209 224V223H208ZM14 225H15V223H14ZM45 225V224H44ZM83 225V224H82ZM224 225V224H223ZM237 225H238V222H237ZM9 226V225H8ZM181 226H183V225H181ZM230 226V225H229ZM229 226H227V227H229ZM12 227V226H11ZM19 227V226H18ZM198 227V226H197ZM206 227H208V226H206ZM221 227V226H220ZM231 227V226H230ZM230 227H229V229H230ZM238 227H240L239 225H238ZM51 228V227H50ZM49 228V229H50ZM200 228V227H199ZM198 228V229H199ZM233 228V227H232ZM254 228V227H253ZM49 229L46 231L47 232V236H49V235H52V233H51V230L49 231ZM221 229V228H220ZM46 230V229H45ZM213 230V229H212ZM215 230V229H214ZM243 230V229H242ZM252 230H254V229H252ZM10 231V230H9ZM20 231V230H19ZM227 231H228V229H227ZM231 231H233V230H231ZM241 230H239L238 232H240ZM12 232V231H11ZM257 232V231H256ZM99 230H95L94 231V233L91 235V237H94L95 239H97L96 238V236L97 237H99V239H100V235H99ZM124 233V232H123ZM240 233H242V232H240ZM245 232H243V234H244ZM20 234V233H19ZM242 234V235H243ZM257 234V233H256ZM191 235V234H190ZM211 235V234H210ZM228 235V234H227ZM264 235V234H263ZM8 236H10V234L8 235ZM192 236V235H191ZM212 236V235H211ZM237 236H238V234H237ZM241 236V235H240ZM247 236V235H246ZM245 236V237H246ZM91 237H82L83 239H82V242L81 243H79V245H81V246H77L78 248H82V249H84L85 251H87L88 249H91V250H96V248L98 249V244L95 246L94 245V241L91 239ZM256 237V236H255ZM235 238V237H234ZM242 238V237H241ZM257 238H259L258 236H257ZM257 238H255V239H257ZM12 239V238H11ZM240 239V238H239ZM248 239V238H247ZM253 239V238H252ZM215 240H216V238H215ZM262 240V239H261ZM220 241V240H219ZM229 241H231V240H229ZM235 241V240H234ZM248 241H249V239H248ZM250 241H251V239H250ZM263 241V240H262ZM261 241V242H262ZM113 242V241H112ZM245 242V241H244ZM252 242V241H251ZM255 242H258V241H254V243ZM17 244H15V245H18V242H16ZM108 246H110V244H109V242H105ZM216 243H217V240H216ZM231 243H233V242H231ZM236 243V242H235ZM234 243V244H235ZM238 243H240V242H238ZM253 243V242H252ZM252 243H250V244H252ZM85 246V247H82L83 245ZM121 244V243H120ZM134 244V243H133ZM227 244V243H226ZM244 244V243H243ZM259 244V243H258ZM33 245V244H32ZM78 245V244H77ZM236 245H237V243H236ZM254 245V244H253ZM252 245V246H253ZM259 245H261L262 246V244H259ZM21 246V245H20ZM19 246V247H20ZM71 246V245H70ZM219 246V245H218ZM235 246V245H234ZM238 246V245H237ZM244 246V245H243ZM245 246H247L246 244H245ZM258 246V245H257ZM4 247V246H3ZM17 247V246H16ZM66 247H67V245H66ZM240 247V246H239ZM248 247V246H247ZM246 247V248H247ZM258 247H260V246H258ZM116 248V247H115ZM225 248V247H224ZM237 248V247H236ZM241 248V247H240ZM250 248H252L251 247V245H250ZM261 248V247H260ZM260 248H257V249H255V247L253 248V249H255L254 251H259V250H264V248L263 249H260ZM6 249V248H5ZM17 249H18V247H17ZM30 249V248H29ZM33 249V248H32ZM31 249V250H32ZM117 249V248H116ZM226 249V248H225ZM224 249V250H225ZM231 249V248H230ZM248 250H250L249 248H247ZM0 250H2V252H3V250L4 249H0ZM19 250H20V248H19ZM228 250V249H227ZM238 250V249H237ZM239 250H242V249H239ZM244 250V249H243ZM82 251V250H81ZM111 251H112V249H111ZM114 251H115V249H114ZM251 251V250H250ZM254 251H252V252H254ZM113 252V251H112ZM223 252V251H222ZM221 252V253H222ZM226 252V251H225ZM241 252V251H240ZM239 252V253H240ZM247 251L245 250V253H246ZM250 253L251 255H253V253ZM22 253V252H21ZM85 253V252H84ZM83 253V254H84ZM230 253V252H229ZM82 254V255H83ZM122 254V253H121ZM197 254V253H196ZM232 254V253H231ZM235 254H236V252H235ZM238 254V253H237ZM243 254V253H242ZM258 254V253H257ZM261 254V253H260ZM262 254H263V252H262ZM261 254V255H262ZM3 255V254H2ZM241 254H239V256H240ZM260 255V256H261ZM109 257H110V261H113L114 259H113V255H108ZM226 256H228V255H226ZM258 255H256V258H258L257 257ZM260 256H259V258H260ZM9 257V256H8ZM72 257V256H71ZM236 257V256H235ZM262 257V256H261ZM75 258V257H74ZM128 258V257H127ZM220 258V257H219ZM231 258H233V257H231ZM231 258H229L228 260H229V264H236V262H235V260H232ZM240 258H241V256H240ZM245 258V257H244ZM248 258H249V256H248ZM255 258V257H254ZM8 259V258H7ZM263 259H264V255H263ZM204 260V259H203ZM258 261L259 260H261V262H262V258L261 259H257ZM28 261H29V259H28ZM72 261H73V259H72ZM242 261V260H241ZM250 261V260H249ZM256 261V260H255ZM264 261V260H263ZM108 262L109 261H107L106 262V264H108ZM226 262H228V261H226ZM238 262V261H237ZM245 262V261H244ZM243 262V263H244ZM252 262V261H251ZM250 262V263H251ZM261 262H259V263H261ZM76 263H77V261H76ZM78 263H80V261L78 262ZM130 262L128 261V260H126L123 256H120L119 254H118V256H117V258H116V262H115V264H129ZM132 263V262H131ZM240 263V262H239ZM246 263H247V261H246ZM245 263V264H246ZM74 264V263H73ZM228 264V263H227ZM262 264H264V263H262Z\"/></svg>",
  "mask_w": 264,
  "mask_h": 264
}]
</instances>
